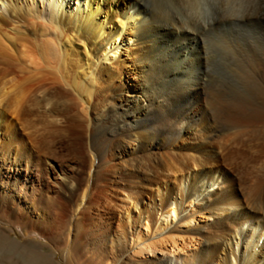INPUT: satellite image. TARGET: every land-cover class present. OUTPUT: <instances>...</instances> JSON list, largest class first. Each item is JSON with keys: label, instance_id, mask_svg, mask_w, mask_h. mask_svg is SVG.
Instances as JSON below:
<instances>
[{"label": "bare ground", "instance_id": "obj_1", "mask_svg": "<svg viewBox=\"0 0 264 264\" xmlns=\"http://www.w3.org/2000/svg\"><path fill=\"white\" fill-rule=\"evenodd\" d=\"M160 2L0 0V264H264V0Z\"/></svg>", "mask_w": 264, "mask_h": 264}, {"label": "rangeland", "instance_id": "obj_2", "mask_svg": "<svg viewBox=\"0 0 264 264\" xmlns=\"http://www.w3.org/2000/svg\"><path fill=\"white\" fill-rule=\"evenodd\" d=\"M149 6H153L152 8H161L162 6V4H161V2H160V0H144ZM153 1V2H152ZM149 2V3H148ZM158 2V3H157ZM159 6V7H158ZM161 6V7H160ZM186 53V55H184V56H187V52H185ZM184 53V54H185ZM219 68H221V67H218V66H215V65H212L211 66V71H212V73H213V75H212V82H211V86H214L215 84H217V86L224 80V78L226 79V78H229V77H227V75L228 74H226V72L224 71V70H222V68L221 69H219ZM215 69V70H214ZM219 69V70H218ZM221 71V72H220ZM219 72V73H218ZM220 73H221V75H222V77L223 78H221V75H220ZM215 75H216V77H217V79H216V77H215ZM219 76V77H218ZM214 78V79H213ZM221 78V79H220ZM220 80V81H219ZM227 81H228V79H226ZM215 82V84H213ZM210 85V84H209ZM9 119L10 120H12V118H11V116H9ZM262 159H264V158H262ZM4 227H7V226H4ZM18 231H20V232H18ZM264 232V231H263ZM22 232H21V230H19V228H17L15 231H10L9 232V234H10V237H12V238H14L15 240H17V241H20V240H25V239H27L29 236H37L36 234H34V233H30V234H28V235H23V234H21ZM23 238V239H22ZM44 250H46V251H48V252H51L52 251V248H51V246L48 244V245H46L44 248H43ZM54 258H55V261H57V262H60L61 264H64V261H62V259H61V256H60V254L57 252V253H55L54 254Z\"/></svg>", "mask_w": 264, "mask_h": 264}]
</instances>
